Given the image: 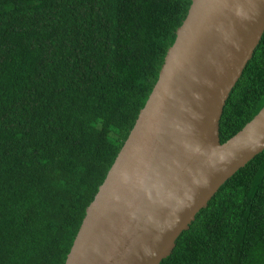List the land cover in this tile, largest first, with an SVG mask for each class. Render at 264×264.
<instances>
[{
    "label": "trees",
    "instance_id": "obj_1",
    "mask_svg": "<svg viewBox=\"0 0 264 264\" xmlns=\"http://www.w3.org/2000/svg\"><path fill=\"white\" fill-rule=\"evenodd\" d=\"M192 0H0V264H65ZM264 107V34L221 143ZM161 264H264V151Z\"/></svg>",
    "mask_w": 264,
    "mask_h": 264
},
{
    "label": "water",
    "instance_id": "obj_2",
    "mask_svg": "<svg viewBox=\"0 0 264 264\" xmlns=\"http://www.w3.org/2000/svg\"><path fill=\"white\" fill-rule=\"evenodd\" d=\"M263 34L264 0H192L65 264H161L221 185L264 151V107L220 140Z\"/></svg>",
    "mask_w": 264,
    "mask_h": 264
}]
</instances>
